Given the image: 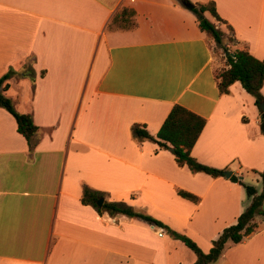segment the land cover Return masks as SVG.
<instances>
[{
    "label": "crops",
    "instance_id": "1",
    "mask_svg": "<svg viewBox=\"0 0 264 264\" xmlns=\"http://www.w3.org/2000/svg\"><path fill=\"white\" fill-rule=\"evenodd\" d=\"M183 1L0 0V77L14 68L5 94L39 127L30 150L14 116L0 107V264L196 261L164 227L84 204L85 185L205 252L250 204L241 182L262 191L261 111L238 81L220 92L215 75L227 60L218 59L211 34ZM213 1L233 27L232 49L264 59V0ZM122 7L136 11V26L109 29ZM27 65L34 80L24 74ZM175 104L206 118L192 155L239 182L194 173L170 149L134 139L135 123L156 135ZM256 221L214 264H264V219Z\"/></svg>",
    "mask_w": 264,
    "mask_h": 264
},
{
    "label": "trees",
    "instance_id": "2",
    "mask_svg": "<svg viewBox=\"0 0 264 264\" xmlns=\"http://www.w3.org/2000/svg\"><path fill=\"white\" fill-rule=\"evenodd\" d=\"M193 11L197 16L201 30L211 34L217 48L223 49L224 57L227 60L228 67L218 70L215 75L220 92L229 93L230 86L237 81L240 82L243 88L255 98L256 105L261 111L260 127L261 132L264 134V111L260 107L264 102V95L261 91L264 85V59L255 57L248 49L230 48L235 41L234 30L218 14L215 1L196 3ZM206 13H209L217 22L224 23L227 30L218 27L215 22L209 19ZM135 16L136 11L134 9L122 7L112 17L109 29H132L137 24ZM228 51H230L229 54H227ZM24 74L33 80L35 78L34 70L29 65L24 68ZM43 74L44 72H42ZM13 75L14 68H10L0 77V107L5 108L14 116L18 132L26 138L30 150H33L36 145L35 135L39 127L34 123L31 114L18 111L11 98L5 94V91L10 87L7 80ZM205 125L206 118L180 104H175L156 135L151 134L146 126L140 123H135L132 126V135L138 141L149 139L158 143L162 148L170 149L175 155L177 163L181 166L186 165L194 173L204 172L212 177L224 176V170L204 164L192 155V149ZM259 174L262 181V191L258 193L254 185L241 182L248 197L251 198V202L239 216L237 222L226 227L220 236L213 241L212 247L208 252L203 251L189 236L173 230L160 220L141 212L125 202L106 200L102 206H99L97 202L101 197H104V193L93 190L86 185L83 187L82 202L84 204H92L100 213L103 211H107L112 215L122 213L130 217H139L164 227L173 238L180 239L196 254L197 259L193 264H214L222 255L228 241L234 243L242 242L244 238L253 233L258 227L257 216L264 217V169ZM230 179L239 182L238 177L235 175H232ZM179 194L184 198L193 201L197 200V196L188 191L179 190Z\"/></svg>",
    "mask_w": 264,
    "mask_h": 264
},
{
    "label": "water",
    "instance_id": "3",
    "mask_svg": "<svg viewBox=\"0 0 264 264\" xmlns=\"http://www.w3.org/2000/svg\"><path fill=\"white\" fill-rule=\"evenodd\" d=\"M183 4L186 6V7H188L189 9H194V7H195V4L194 3H192V2H190V1H183ZM230 53V51H228L227 52V54H229ZM232 55H234L233 53H232ZM260 107H261V110L262 111H264V102L260 105ZM231 171H224V174L227 176V177H230L231 176ZM104 201H105V198L104 197H101L99 200H98V205L99 206H102L103 205V203H104ZM263 207H264V203H263Z\"/></svg>",
    "mask_w": 264,
    "mask_h": 264
},
{
    "label": "rangeland",
    "instance_id": "4",
    "mask_svg": "<svg viewBox=\"0 0 264 264\" xmlns=\"http://www.w3.org/2000/svg\"><path fill=\"white\" fill-rule=\"evenodd\" d=\"M234 43V42H233ZM231 44V46H230V48L232 49L234 46V44ZM213 46H214V50H215V52H216V56L218 57V59H220V58H224V53H223V49L221 48H217V46H216V44L215 43H213ZM9 97V96H8ZM10 98V97H9ZM12 100V99H11ZM12 102H13V100H12ZM249 183H252V184H254V185H256L254 182H249ZM258 187H260V185L258 184ZM246 194H247V192H246ZM247 196H248V194H247ZM263 218L264 219V217L263 216H260V218Z\"/></svg>",
    "mask_w": 264,
    "mask_h": 264
},
{
    "label": "built area",
    "instance_id": "5",
    "mask_svg": "<svg viewBox=\"0 0 264 264\" xmlns=\"http://www.w3.org/2000/svg\"><path fill=\"white\" fill-rule=\"evenodd\" d=\"M159 234L162 235L163 234V230H160Z\"/></svg>",
    "mask_w": 264,
    "mask_h": 264
}]
</instances>
